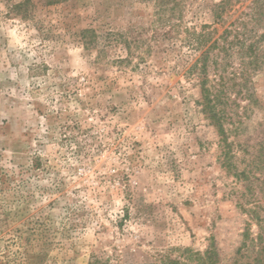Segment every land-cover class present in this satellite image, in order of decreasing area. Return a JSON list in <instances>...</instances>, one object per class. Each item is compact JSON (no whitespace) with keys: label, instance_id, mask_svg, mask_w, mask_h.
Returning <instances> with one entry per match:
<instances>
[{"label":"rangeland","instance_id":"obj_1","mask_svg":"<svg viewBox=\"0 0 264 264\" xmlns=\"http://www.w3.org/2000/svg\"><path fill=\"white\" fill-rule=\"evenodd\" d=\"M220 1L0 0V264H264V56L222 73L230 167L186 74Z\"/></svg>","mask_w":264,"mask_h":264},{"label":"trees","instance_id":"obj_2","mask_svg":"<svg viewBox=\"0 0 264 264\" xmlns=\"http://www.w3.org/2000/svg\"><path fill=\"white\" fill-rule=\"evenodd\" d=\"M240 1L221 0L215 4L211 10L214 20L213 26L204 25L199 30L193 28L190 32L186 31L188 35L184 39L185 44L195 56L193 63L186 70V74L193 75L198 80L200 110L206 120L216 129L220 138L219 146L223 164H226V167H230L229 160L231 159L232 146L228 143V131L224 125L230 118V114L225 109L227 103L224 101H227L225 97L230 87L227 85V80L222 76V73L228 66L227 60L234 56L239 58L245 68L246 66L252 67V71L261 69L260 54L264 56V0H251L249 7H247L248 13L241 14L243 15L242 18L241 15L237 17L219 36H216L214 26L223 27L226 23V17ZM249 25L252 27L250 28ZM256 27L263 29L261 35H257ZM106 36L110 37V35ZM79 38L87 50L98 46L99 40L103 39L102 36L99 38L93 30L80 31ZM119 38L123 40L124 48L129 52V41L122 35ZM211 69L216 76L212 84L208 76ZM235 77L236 74L233 75V80H235ZM238 77V79H243L241 74H238ZM249 235V231L246 230L242 235L244 242L241 247H246L245 241H247ZM262 240L261 233H258L256 241L258 244L262 243V245L256 253L255 263L261 261L258 258L261 255L264 259V242ZM162 262L159 264H218L219 253L214 239L211 238L203 253L185 249L177 258L170 259L167 257Z\"/></svg>","mask_w":264,"mask_h":264}]
</instances>
